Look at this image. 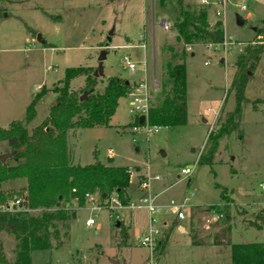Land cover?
I'll return each instance as SVG.
<instances>
[{"label": "rangeland", "instance_id": "1", "mask_svg": "<svg viewBox=\"0 0 264 264\" xmlns=\"http://www.w3.org/2000/svg\"><path fill=\"white\" fill-rule=\"evenodd\" d=\"M180 1L184 11L207 12L208 27L214 29L220 22L225 37L237 44L230 50L208 44L192 45L191 52L186 51L187 124L161 127L152 135L145 128L135 130L140 126L136 125L140 117L130 112L127 96L120 100L110 127L69 132L70 161L77 166L100 161L109 166L127 167L132 177L130 192L135 195L130 196L132 199L149 194L148 191L134 193L141 177L159 175L160 185H154L150 192L159 193L164 184L170 187L157 200L164 209L161 222L165 223L162 226L165 233L175 223L165 209L170 200L179 202L190 197L192 207L201 203L204 207L222 210L221 188L230 190L234 198L230 210L232 242L264 243V224L260 221L264 215V190L261 189L264 182V54L246 88L240 129L230 137L220 138L211 165L199 163L201 154L209 149L207 140L211 132L219 129L218 121L235 109V93L230 87L237 57L258 40L256 29L264 21V0H230L222 20L216 16V6L202 5L201 0H165L164 4L160 0H0V126L8 128L13 121L24 120L34 96L45 93L36 105L37 116L26 126L31 133L56 105L58 97L54 89L60 87L65 70L83 66L97 71L103 52V76L96 78L97 91L104 90L109 77L128 80L131 90L146 79L149 105L157 103L162 98V65L171 57L164 48L178 45L173 23L181 10ZM239 3L247 10L238 9L235 5ZM239 16L245 20L240 26L237 25ZM162 20L170 25L169 30L163 28ZM38 36L51 47L45 48ZM178 47L177 50L181 48ZM125 55L138 64L137 72L124 70ZM85 85L84 77L79 76L71 88L81 93ZM111 149L114 157L109 159ZM11 151L6 142H0L1 155ZM6 163L15 162L7 159ZM187 166L193 169L192 174L181 176V169ZM26 187L24 179L2 185L10 198L9 207L23 200ZM95 203L98 205V200ZM99 204L100 209L92 211L93 205L87 200L82 205L73 201L71 210L75 213L67 222L69 231L67 236H62V247L33 251L32 263L232 264L229 247L193 246L191 227L189 235L175 228L166 238L164 248L157 246L151 253L148 247L140 245L138 237L133 238L130 227L132 222L141 235L146 234L147 210H110L107 202L99 200ZM30 214L36 215L38 211ZM201 216V232L206 234L210 229L204 228ZM91 218L95 225L88 227L86 221ZM181 223L186 225L184 221ZM252 223L263 224L262 230L253 228ZM121 228L128 237V247H123ZM0 238L7 260L13 263L16 240L6 233Z\"/></svg>", "mask_w": 264, "mask_h": 264}, {"label": "trees", "instance_id": "2", "mask_svg": "<svg viewBox=\"0 0 264 264\" xmlns=\"http://www.w3.org/2000/svg\"><path fill=\"white\" fill-rule=\"evenodd\" d=\"M160 1L164 4L165 0ZM179 6V16L173 23L178 45L164 48V52L171 57L162 65V98L149 105L143 126L177 127L187 124L186 48L200 44H220L224 40L225 32L220 22L214 29L208 27L207 12L184 11L182 1ZM261 25L256 29V43L248 45L237 57L236 73L230 87L235 93V109L226 113L224 120L218 121L219 129L216 133L211 132L207 140L209 149L199 158L201 164L211 165L220 138L230 137L240 129L246 88L264 54V21ZM43 44L44 47H50L44 39ZM178 46H181L179 50ZM94 72L91 67L83 66L66 69L60 87L54 89L58 97L56 105L51 107L45 121L31 133L26 126L36 117V105L45 93L34 96L24 120L13 121L8 128L0 126V142L7 143V147L12 150L9 154H13L10 159L15 162L9 165L0 160V235L6 233L16 240V257L11 263L6 258L0 238V264H33V251L62 247V236H67L69 231L67 222L75 213L71 210V203L76 200L79 205L84 204L86 194L97 191L105 202L115 195L123 206L132 200L127 193L132 179L127 167L109 166L100 161L77 166L70 161L67 146L69 132L110 127L120 100L126 98L131 90L128 80L109 77L104 90L99 92L96 90L98 82ZM79 76L84 77L86 82L81 93L71 88L72 82ZM83 95L87 97L82 99ZM139 120L136 125H139ZM16 179L27 181V187L22 195L23 200L9 207L7 203L10 198L2 190V185ZM232 193L221 188L223 209L215 208L222 218L206 234L201 232L199 218L211 208H192L189 221L192 228L191 242L195 247L216 244L231 248L232 264H264V243L234 244L230 238V210L234 205ZM31 211H38V214H30ZM260 221L264 224V215ZM251 225L262 230V225ZM121 236L123 247H128V237L122 228ZM166 238L165 233L164 238L158 242V248H164Z\"/></svg>", "mask_w": 264, "mask_h": 264}, {"label": "built area", "instance_id": "3", "mask_svg": "<svg viewBox=\"0 0 264 264\" xmlns=\"http://www.w3.org/2000/svg\"><path fill=\"white\" fill-rule=\"evenodd\" d=\"M230 0H201L202 5H214L217 7L216 11V16L222 20L223 17L226 14V6L230 4ZM238 9H241V11H246V6L242 3H239L235 5ZM163 28L166 30H169L168 23L165 21L162 24ZM209 47H217L221 46L223 47L224 50H230L232 47H234L235 44L232 42L230 38H226L224 36V40L220 44H208ZM141 47L146 49L145 44H141ZM191 47H187L186 50L188 52H191ZM241 51V50H240ZM123 68L124 70H129L131 73H135L138 71L139 67L138 64L134 61H132L131 57L129 55H125L123 60ZM209 61L206 62V65H208ZM144 71L147 72V63L145 62L144 65ZM129 98V107H130V112L135 116V117H142L143 115L146 116L148 115V108H149V94H148V85H147V80L144 79L138 86H135L133 90H131L128 94ZM146 129L148 131V134L152 135L156 133L161 127H152L148 125H142L136 128L135 130L139 129ZM114 157V151L111 149L108 152V158L112 159ZM193 169L187 167H184L181 169L180 175L184 177H190L192 174ZM161 177L159 175H150L147 174L145 175L144 178L139 182V187L142 191H148L150 192L152 183L154 182H160ZM261 189L264 190V182L261 184ZM75 192V190L73 191ZM87 201L93 205L92 211H97L100 209V204L99 200L101 201L100 195L96 193L95 194H86ZM98 200V205H95ZM157 198L153 197L152 195H146L143 197H140L137 200H130V202L123 206L118 199L117 196L113 195V197L106 201L108 203V209L113 210L114 208H119V209H126V210H137V209H144L147 210L148 212V230L147 233L144 235H138L137 237L139 238V243L141 246L145 248H149L151 253L155 250V248L158 246V242L160 241L163 231H162V214L164 212V209H162L157 203H156ZM20 201L17 200L14 203L18 204ZM13 203V205H14ZM192 206L190 205V197H185L184 199L180 200L179 202L175 200L169 201L168 205H166V210L174 216L177 220L181 221H189L192 216ZM222 218V215L217 212L216 209H211L207 212H205L201 216V223L204 226L205 229L209 230L213 227L215 223H218V221ZM95 225V220L93 218L89 219L86 221V226L91 227Z\"/></svg>", "mask_w": 264, "mask_h": 264}, {"label": "crops", "instance_id": "4", "mask_svg": "<svg viewBox=\"0 0 264 264\" xmlns=\"http://www.w3.org/2000/svg\"><path fill=\"white\" fill-rule=\"evenodd\" d=\"M210 20V19H209ZM163 22V20L161 21V25L163 24L162 23ZM47 43V42H46ZM49 44V43H48ZM50 45V44H49ZM50 47H51V45H50ZM197 47H199V46H197ZM45 48H49V47H45ZM38 104V103H37ZM35 110H36V108H35ZM211 111L209 110L207 113L209 114ZM35 114H36V112H35ZM218 114V112H216V114L215 115H217ZM36 116H37V114H36ZM216 116H214V118H215ZM35 119V118H34ZM33 119V120H34ZM32 120V121H33ZM213 121H214V119H213ZM205 123H207L208 121H204ZM114 166H117V165H114ZM157 175V174H156ZM142 180V177L140 178V180H139V182ZM139 182H137L136 183V190L134 189V193H143V192H145V191H142L141 189H140V187H139ZM161 182V181H160ZM160 182H154V183H152V186H151V189L154 187L155 188V186L156 185H160ZM155 185V186H154ZM163 188L164 189H162V191H160L159 193H156L155 195H152L153 193H151V192H149V194L150 195H152L153 197H156L157 198V200H158V198L160 197V196H162V194H164L166 191H168L169 190V188L170 187H167L165 184L163 185ZM128 194L130 195V196H135L134 194H132V192H130V188H129V190H128ZM148 194V195H149ZM145 196V195H144ZM143 197V196H142ZM185 198V197H184ZM183 198V199H184ZM132 200H137V199H132ZM157 200H156V203H157ZM173 200V199H172ZM171 201V200H170ZM194 206L196 207V206H205V204H201V203H196V204H194ZM164 208V207H163ZM168 212V211H167ZM169 213V212H168ZM170 214V213H169ZM171 215V214H170ZM171 217H174V216H172L171 215ZM174 219H175V223H174V226L172 227V226H170L169 228H168V231L166 232V234H167V237L171 234V232L176 228L177 230H178V232L179 233H183V234H185V235H189V227H190V225L188 224V221H184L185 223H186V225H183L182 223H181V220L179 221V220H177L175 217H174ZM147 221H148V218H147ZM131 224V233H132V236H133V238H135V236L137 237L138 235H141V233H140V230L138 229V228H136V227H134V224L131 222L130 223ZM189 225V226H188ZM163 226H165V223H163ZM163 230V229H162ZM164 235H165V232H164V230H163V234H162V237H161V239H163L164 238ZM160 239V240H161Z\"/></svg>", "mask_w": 264, "mask_h": 264}, {"label": "water", "instance_id": "5", "mask_svg": "<svg viewBox=\"0 0 264 264\" xmlns=\"http://www.w3.org/2000/svg\"><path fill=\"white\" fill-rule=\"evenodd\" d=\"M165 20H163L164 22ZM162 22V23H163ZM244 24V20L241 16L237 17V25H243ZM38 41L42 44L43 43V39L41 36H38ZM108 41H111L110 38H108ZM103 60H105V52H103L99 58L100 61V65L98 67V70L94 72V77L98 78V77H102L103 76V63H101ZM127 83H129V81H127ZM87 96L83 95L82 99H85ZM146 121V116H142L139 120V125L142 126L144 124V122ZM13 154H5V155H1L0 156V160L2 163H5L7 159H10L12 157ZM119 226V223L117 224V227ZM119 264V261H115L114 264Z\"/></svg>", "mask_w": 264, "mask_h": 264}]
</instances>
